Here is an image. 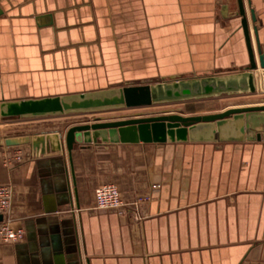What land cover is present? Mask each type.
<instances>
[{
	"label": "crops",
	"instance_id": "1",
	"mask_svg": "<svg viewBox=\"0 0 264 264\" xmlns=\"http://www.w3.org/2000/svg\"><path fill=\"white\" fill-rule=\"evenodd\" d=\"M121 2L122 9L108 8L102 39L118 40L135 53L129 6ZM244 2L252 42L255 25L264 51V0ZM141 4L163 80L233 74L247 65L236 0ZM248 8L254 10V23ZM56 24L53 39L59 50ZM42 29L34 16L9 15L0 6V103L107 87L105 67L92 64V53L86 66L76 53V67L68 66L66 56H48L53 53L44 50L50 36ZM263 76H257L256 91ZM212 112L218 111L198 114ZM70 116L0 117V184L12 185L9 216L23 228L18 241L0 243V264H264L263 137L76 144L74 186L58 138L69 126L95 118ZM47 137V143L33 146ZM6 138L21 143L6 145ZM103 183L116 185L126 203L121 213L94 208V189Z\"/></svg>",
	"mask_w": 264,
	"mask_h": 264
},
{
	"label": "water",
	"instance_id": "2",
	"mask_svg": "<svg viewBox=\"0 0 264 264\" xmlns=\"http://www.w3.org/2000/svg\"><path fill=\"white\" fill-rule=\"evenodd\" d=\"M45 1L46 6L43 5L44 0H0V6L9 15L34 16L37 26L43 27L42 30L50 36L49 47L44 49L53 51L48 56L54 55L62 59L66 56L71 63L68 66L76 67L79 64H90L86 56L88 52L92 53V64L105 67L107 87L60 96L1 102L2 118L103 111L199 99L230 92L255 93V71L264 74V51L255 25H252L255 44L252 42L244 0H236V4L248 56L247 65L241 67L238 73L172 81L163 80L157 73L141 0H126L132 24L131 32L136 39L135 53L131 47L124 49L118 40L114 43L110 39H102L108 26L107 10L122 9L121 0ZM116 1L119 2L114 6ZM246 3L250 5L251 2L246 0ZM248 12L251 22L254 23V10L248 8ZM65 17L67 24L62 21ZM59 20L61 22L58 23ZM54 22L57 23L59 50L53 39ZM115 31L118 39L117 27ZM76 53L81 57L79 64L75 62ZM262 137L264 138V103L229 107L203 114L185 115L164 110L155 115L135 114L108 120L96 117L92 123L69 126L63 136L58 138L57 149L63 147L66 150L70 176L75 186L71 154L76 144L84 145L98 140L112 143L240 142L260 141ZM49 140L48 137L39 139L33 146L36 147L38 141L47 143ZM4 143L19 145L21 141L6 138Z\"/></svg>",
	"mask_w": 264,
	"mask_h": 264
},
{
	"label": "rangeland",
	"instance_id": "3",
	"mask_svg": "<svg viewBox=\"0 0 264 264\" xmlns=\"http://www.w3.org/2000/svg\"><path fill=\"white\" fill-rule=\"evenodd\" d=\"M257 77V72L255 73ZM169 81V80H168ZM262 86V87H261ZM261 89L255 93L250 92H230L218 94L215 96L188 99L181 101H172L166 103H158L153 105H139L133 107H125L119 109L94 111V112H79L69 113L72 119L92 120L96 117L102 118H116L124 116H132L135 114L155 115L163 112L164 110L175 111L182 114H198L207 111H222L229 107L246 106L254 103H264V76ZM261 102V103H259ZM18 150V149H16ZM16 154H12L15 156ZM14 158V157H13ZM15 159V158H14Z\"/></svg>",
	"mask_w": 264,
	"mask_h": 264
},
{
	"label": "built area",
	"instance_id": "4",
	"mask_svg": "<svg viewBox=\"0 0 264 264\" xmlns=\"http://www.w3.org/2000/svg\"><path fill=\"white\" fill-rule=\"evenodd\" d=\"M20 156L21 154L15 155V159H19ZM13 194L12 185L0 184V216L2 217L0 221V243H14L23 236V228L19 225H14L9 216ZM125 204L116 185L113 183H103L94 189L95 209L114 210L121 213Z\"/></svg>",
	"mask_w": 264,
	"mask_h": 264
},
{
	"label": "bare ground",
	"instance_id": "5",
	"mask_svg": "<svg viewBox=\"0 0 264 264\" xmlns=\"http://www.w3.org/2000/svg\"><path fill=\"white\" fill-rule=\"evenodd\" d=\"M258 76V75H257ZM257 87H259L258 85H257V77H256V88ZM261 88V87H260ZM263 104V103H262ZM255 105H258V104H255Z\"/></svg>",
	"mask_w": 264,
	"mask_h": 264
}]
</instances>
